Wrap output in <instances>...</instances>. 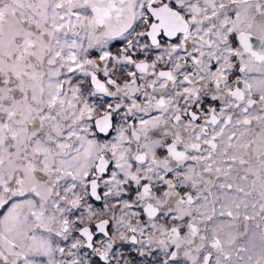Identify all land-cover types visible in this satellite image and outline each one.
Wrapping results in <instances>:
<instances>
[{
	"label": "snow or ice",
	"instance_id": "snow-or-ice-1",
	"mask_svg": "<svg viewBox=\"0 0 264 264\" xmlns=\"http://www.w3.org/2000/svg\"><path fill=\"white\" fill-rule=\"evenodd\" d=\"M0 264H264V0H0Z\"/></svg>",
	"mask_w": 264,
	"mask_h": 264
}]
</instances>
